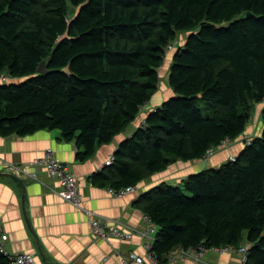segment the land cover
Listing matches in <instances>:
<instances>
[{"label":"trees","instance_id":"1","mask_svg":"<svg viewBox=\"0 0 264 264\" xmlns=\"http://www.w3.org/2000/svg\"><path fill=\"white\" fill-rule=\"evenodd\" d=\"M171 43L174 96L92 177L113 190L244 137L253 106L264 102V0H0V78H27L0 82V137L58 130L78 161L90 159L151 101ZM44 61L48 73L39 75ZM261 119L260 136L234 162L137 201L157 227L159 264L177 248L243 241L251 244L246 264H264V106ZM0 264H9L1 254Z\"/></svg>","mask_w":264,"mask_h":264},{"label":"crops","instance_id":"2","mask_svg":"<svg viewBox=\"0 0 264 264\" xmlns=\"http://www.w3.org/2000/svg\"><path fill=\"white\" fill-rule=\"evenodd\" d=\"M168 54L162 70L164 81L151 101L142 108L138 118L109 144L98 146L94 155L86 161L76 159L78 148L75 143L64 140L58 130H41L26 137H0V223L7 239L4 247L9 254H28L33 257L34 264H122L121 259L133 253L142 257L146 264H159L149 260L143 246L144 214L137 201L149 189L160 184L182 188L190 175L216 170L230 158H237L244 148L242 140H234L230 145L218 148L207 160L177 161L165 171L145 179L122 197L113 196L108 192L110 188L92 182V177L102 170L118 144L140 127L152 109L174 96L168 85L174 52ZM256 106L257 114L254 113L250 122V113L244 132V136L249 138L260 136L263 129L261 110L264 102ZM46 151H52L76 177L80 209L57 196V181L43 169L37 171L36 179L30 177V165ZM9 166H16L23 172L11 174ZM90 217L115 221L123 232L129 234V238H111L108 241L94 238ZM180 250L175 249L169 257ZM200 261L183 258L165 264H240L235 254L218 255L212 251H207Z\"/></svg>","mask_w":264,"mask_h":264},{"label":"built area","instance_id":"3","mask_svg":"<svg viewBox=\"0 0 264 264\" xmlns=\"http://www.w3.org/2000/svg\"><path fill=\"white\" fill-rule=\"evenodd\" d=\"M177 48L175 43H171L166 48V54L175 51ZM7 77L1 76L0 82L5 83ZM144 106L141 107V109ZM154 111V109H153ZM243 146H248L251 144V138L244 136L242 139ZM232 141L225 140L221 143L220 146L207 150L202 156V160H207L210 158L220 147H226L230 145ZM236 158L232 157L229 161L234 162ZM114 161L113 154L108 158V160L103 164L102 169L110 166ZM31 175L30 177L36 179V173L39 169H43L47 175L56 180L58 183V189L56 190L57 196L66 203L71 204L74 208L80 209V195L78 190V181L73 173L64 166L54 155L52 151H46L44 155L36 159L30 165ZM8 172L14 175H17L23 172L20 168L9 166ZM135 188L127 187L120 190L109 189L108 192L116 197H122L126 194L131 193ZM143 221L145 224L144 230L141 233V236L144 239V248L147 251L148 258L151 262L157 263V258L153 252V244L156 241L157 236V227L152 223V221L147 216H143ZM89 224L91 232L94 238L100 239L103 241H108L111 238L115 239H126L129 238V234L123 232L119 225L114 221L110 222L109 220L101 218H89ZM131 235V234H130ZM6 235L3 229L2 224L0 223V254L6 257L9 261V264H34V259L28 254H9L5 247L4 243L6 242ZM251 244L247 241H243L238 248L230 246H220L206 248L202 244L196 248H187L181 249L177 254H173L169 257L168 263H175L178 259L191 258L195 262L202 260V257L207 251H212L218 255L227 253L235 254L239 258L240 264H246L248 261L249 251ZM122 264H146L144 259L136 254H129L127 258L121 259Z\"/></svg>","mask_w":264,"mask_h":264},{"label":"rangeland","instance_id":"4","mask_svg":"<svg viewBox=\"0 0 264 264\" xmlns=\"http://www.w3.org/2000/svg\"><path fill=\"white\" fill-rule=\"evenodd\" d=\"M187 35L188 34H185V33H182V34H179L178 36H177V41H180L181 43L183 42L184 43V41H185V39L187 38ZM169 55V54H168ZM168 55L166 54V56L168 57ZM166 56L164 57V60H163V64H162V66L158 69V75H159V79H160V81H159V85L160 84H162V82L164 81L163 79H162V70H163V67L164 66H166ZM2 76H6V74H4L3 73V75ZM7 77V76H6ZM27 78H23V79H16V80H12V79H10V78H7V80H6V84H9V83H21V82H24L25 80H26ZM158 85V86H159ZM160 90H162V88H160ZM166 101V100H165ZM198 101V106L204 111V113H207L206 112V110H205V105H204V103L201 101V99H198L197 100ZM256 108H257V106L255 105L254 107H253V109H252V111H251V119H250V122L252 121V119H253V116H254V113L255 112H257L256 111ZM255 114H257V113H255ZM249 123V122H248Z\"/></svg>","mask_w":264,"mask_h":264},{"label":"water","instance_id":"5","mask_svg":"<svg viewBox=\"0 0 264 264\" xmlns=\"http://www.w3.org/2000/svg\"><path fill=\"white\" fill-rule=\"evenodd\" d=\"M250 15L248 14L247 17H249ZM63 73H66L67 75L70 74L69 72V67H66L65 69L62 70ZM37 73L39 75H45L47 74V70H46V64L45 61L41 63V65L38 67ZM245 117L248 118V115L245 114Z\"/></svg>","mask_w":264,"mask_h":264},{"label":"clouds","instance_id":"6","mask_svg":"<svg viewBox=\"0 0 264 264\" xmlns=\"http://www.w3.org/2000/svg\"><path fill=\"white\" fill-rule=\"evenodd\" d=\"M172 52H175V51H172ZM171 53V52H170ZM166 56V55H165ZM6 77V76H5ZM143 106H145V105H143ZM140 111H142V109H140Z\"/></svg>","mask_w":264,"mask_h":264},{"label":"bare ground","instance_id":"7","mask_svg":"<svg viewBox=\"0 0 264 264\" xmlns=\"http://www.w3.org/2000/svg\"><path fill=\"white\" fill-rule=\"evenodd\" d=\"M151 135V134H150Z\"/></svg>","mask_w":264,"mask_h":264}]
</instances>
